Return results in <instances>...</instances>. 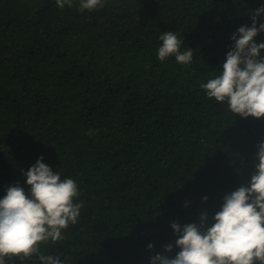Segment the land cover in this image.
<instances>
[{
  "label": "trees",
  "instance_id": "obj_1",
  "mask_svg": "<svg viewBox=\"0 0 264 264\" xmlns=\"http://www.w3.org/2000/svg\"><path fill=\"white\" fill-rule=\"evenodd\" d=\"M78 3L0 0V198L17 183L29 191L23 172L42 156L78 183L83 207L41 252L63 264L174 257L171 222L213 217L254 170L264 117L234 114L200 85L264 0H106L91 12ZM164 31L192 48L190 64L157 58Z\"/></svg>",
  "mask_w": 264,
  "mask_h": 264
},
{
  "label": "clouds",
  "instance_id": "obj_2",
  "mask_svg": "<svg viewBox=\"0 0 264 264\" xmlns=\"http://www.w3.org/2000/svg\"><path fill=\"white\" fill-rule=\"evenodd\" d=\"M57 7H73L76 0H55ZM106 0H79V11L91 12L103 8ZM264 5L251 12V26L242 25L231 36L234 44L226 53L222 70L202 83L208 98L227 103L229 110L243 118L264 117V42L254 40L264 32ZM157 51L161 61L175 57L179 64L188 65L193 59L192 48L181 50L183 38L176 32L164 31ZM93 130H89L92 134ZM254 170L250 180L223 196L220 210L213 217L204 211L197 222L181 225L171 222L175 247L174 257L157 253L150 264H264V141L257 145ZM25 191L19 183L7 187L0 198V264L18 258L30 260L35 256L40 264H63L58 254H44L41 243L62 241L64 230L78 222L83 202L78 183L62 178L58 171L38 158L23 172ZM207 200V196L202 198ZM186 205L188 202H185ZM152 249L153 245H147ZM172 252L173 244L164 246Z\"/></svg>",
  "mask_w": 264,
  "mask_h": 264
}]
</instances>
